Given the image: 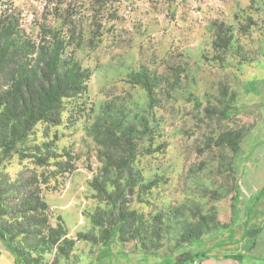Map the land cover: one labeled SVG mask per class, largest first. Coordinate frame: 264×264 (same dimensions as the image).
I'll return each mask as SVG.
<instances>
[{
  "label": "rangeland",
  "instance_id": "1",
  "mask_svg": "<svg viewBox=\"0 0 264 264\" xmlns=\"http://www.w3.org/2000/svg\"><path fill=\"white\" fill-rule=\"evenodd\" d=\"M0 4L13 7L21 29L32 39L40 24L60 29L59 16L71 14L69 27L75 34L70 48L91 71L86 96L66 102L61 124L50 127L47 138L44 126L37 124L29 136L31 143H40L56 133L55 147L71 155V171L53 177L52 171L59 169L54 160L48 166H36L16 154L0 160V183L5 187L20 172L48 177L42 185L48 221L56 226L59 216L65 236L74 240L66 258L34 238L29 242L22 235L13 242L4 238L23 259L28 256L29 264H66L106 250L114 262L166 264L201 251L247 247L251 237L244 230L249 233L257 227L262 229L256 242L264 243V196L250 207L264 186V0H0ZM219 24L232 34L222 63L212 48ZM140 69L161 79L152 107L145 90L129 80V74ZM225 86L237 113L207 115L206 107L226 105ZM135 115L147 119L150 131L133 139L137 151L132 167L141 177L131 189L126 176L114 169L101 175L97 136L116 120L122 129L140 130ZM227 132L242 136L237 154L222 140ZM94 176L103 181L117 208L134 213L133 223H114L111 236L104 231L116 208L93 189ZM149 181L154 184L146 189L143 185ZM248 211L250 220L244 225ZM92 215L96 222L90 220ZM0 219L10 218L4 214ZM193 230L199 237L190 242L186 235ZM254 248L264 253L261 245Z\"/></svg>",
  "mask_w": 264,
  "mask_h": 264
},
{
  "label": "trees",
  "instance_id": "2",
  "mask_svg": "<svg viewBox=\"0 0 264 264\" xmlns=\"http://www.w3.org/2000/svg\"><path fill=\"white\" fill-rule=\"evenodd\" d=\"M58 2H62V0H58ZM59 18L61 20L60 29L40 24L37 38L32 39L21 29L19 18L13 7L0 4V160L14 154L19 159H30L36 166H48L50 160H54L59 169L52 171L51 176L53 177L57 173L73 169V165L70 163L71 155L67 152H57L56 133H53L50 139L40 143H31L29 136L37 124H42L44 126L43 137L47 138L50 127L61 124L66 102L86 96L88 81L91 77L90 69L83 67L74 58L73 48H70L75 34L74 28L69 27L72 24L71 14L67 12L66 15H60ZM62 27H66V29L63 30ZM231 39L232 34L223 24H219L214 29L212 48L219 54L218 62L224 61ZM129 80L145 90L149 107L157 103L153 94L154 88L161 82L160 78L140 69L131 72ZM224 92L227 95L226 105L218 109L206 107L204 111L207 115L218 114L221 117H228L231 113H237L228 86L224 87ZM135 118L141 126L140 130L134 126L122 129L120 128L121 122L116 120L106 125L97 136L102 148L98 150L97 155L98 160L102 163L101 175L105 176L110 169H114L119 173V176H126L131 189L141 177L134 172L132 167L137 151L133 139L139 134L150 131L145 117L135 115ZM222 140L234 153H238L242 141L240 133L227 132L223 135ZM156 150L157 148L149 149V152ZM47 181L48 177H44L41 173L25 174L20 172L7 187L0 183V218L4 214L10 218L8 221L0 219V231L8 242H13L17 235H22L27 242L34 238L37 241L45 242L47 246H54L59 254L67 258L74 240L65 236L66 232L61 226L59 216L56 226H52L48 221L50 209L42 196V185L45 186ZM90 184L101 199H109L116 208L113 220L105 228L106 236L115 233L114 223L130 224L134 222V213L117 208L116 200H111V193L106 190L103 181L99 180L98 176H94ZM153 184L152 181H149L143 186L148 189ZM239 193L238 185L232 199V219L235 216ZM5 194L6 196H4ZM263 196L264 186L256 191L255 202L250 207L255 206ZM248 215L249 211L247 219L243 221L244 225L250 220ZM90 220L97 221L94 215ZM261 229V227H257L249 233L244 230L251 237V241L246 247L247 251L256 250L253 247L257 245H261L264 249L263 242H256ZM79 236L89 238L87 235ZM198 237V232L194 230L186 235L190 242ZM6 240L4 239L3 243L15 260L18 263L23 261L24 264H29V257L25 256L23 259L21 251L11 248ZM34 244L38 243L34 242ZM206 255V252L201 251L174 262Z\"/></svg>",
  "mask_w": 264,
  "mask_h": 264
},
{
  "label": "crops",
  "instance_id": "3",
  "mask_svg": "<svg viewBox=\"0 0 264 264\" xmlns=\"http://www.w3.org/2000/svg\"><path fill=\"white\" fill-rule=\"evenodd\" d=\"M5 236L0 231V264H22L18 263L11 252L4 245L3 240ZM198 259L200 264H264V253L259 248L257 250L247 251L246 247L242 249H218L216 251L207 252L206 256L193 257L192 259ZM112 257L106 250L96 252L92 256L74 260L70 259L66 264H130L123 262H114ZM192 259H186L182 262H169L166 264H190Z\"/></svg>",
  "mask_w": 264,
  "mask_h": 264
},
{
  "label": "built area",
  "instance_id": "4",
  "mask_svg": "<svg viewBox=\"0 0 264 264\" xmlns=\"http://www.w3.org/2000/svg\"><path fill=\"white\" fill-rule=\"evenodd\" d=\"M190 264H200L199 260L196 258V259H192Z\"/></svg>",
  "mask_w": 264,
  "mask_h": 264
}]
</instances>
